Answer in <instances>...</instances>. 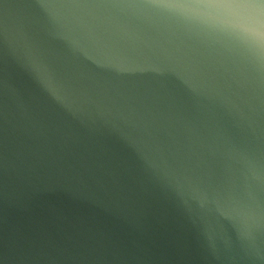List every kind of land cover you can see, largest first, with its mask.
<instances>
[{
  "label": "water",
  "instance_id": "95a60500",
  "mask_svg": "<svg viewBox=\"0 0 264 264\" xmlns=\"http://www.w3.org/2000/svg\"><path fill=\"white\" fill-rule=\"evenodd\" d=\"M262 48L243 0H0V264H264Z\"/></svg>",
  "mask_w": 264,
  "mask_h": 264
},
{
  "label": "clouds",
  "instance_id": "9594fccd",
  "mask_svg": "<svg viewBox=\"0 0 264 264\" xmlns=\"http://www.w3.org/2000/svg\"><path fill=\"white\" fill-rule=\"evenodd\" d=\"M240 2L241 0H179V3L184 5H199L205 6L209 9L223 4H237ZM243 4L251 10V14L255 18L257 35L264 34V0H243ZM208 23L214 30L222 32L238 41H243L249 34L243 21L234 20L231 17H210ZM257 61L258 63L264 62V48L258 51Z\"/></svg>",
  "mask_w": 264,
  "mask_h": 264
}]
</instances>
